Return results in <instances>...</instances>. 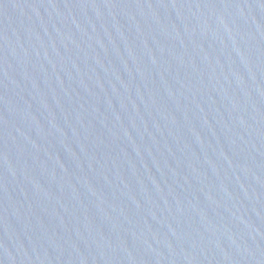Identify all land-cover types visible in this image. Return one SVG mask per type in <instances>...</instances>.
Masks as SVG:
<instances>
[{
	"label": "water",
	"instance_id": "obj_1",
	"mask_svg": "<svg viewBox=\"0 0 264 264\" xmlns=\"http://www.w3.org/2000/svg\"><path fill=\"white\" fill-rule=\"evenodd\" d=\"M0 264H264V0H0Z\"/></svg>",
	"mask_w": 264,
	"mask_h": 264
}]
</instances>
